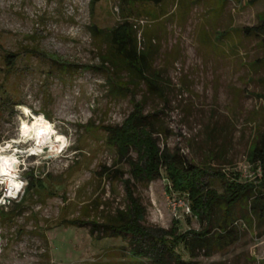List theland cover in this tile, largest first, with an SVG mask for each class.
<instances>
[{
    "label": "rangeland",
    "instance_id": "rangeland-1",
    "mask_svg": "<svg viewBox=\"0 0 264 264\" xmlns=\"http://www.w3.org/2000/svg\"><path fill=\"white\" fill-rule=\"evenodd\" d=\"M263 20L264 0H0V153L15 160L22 182L12 196L0 172V264H152L133 255L126 238L93 231V221L103 224L129 204L124 179L147 226L177 222L184 233L207 225L186 205L174 208L190 201L169 190L165 169L138 180L109 143L105 126L122 124L138 100L158 112L161 148L228 181L257 183L260 166L249 154L264 133V40L243 28ZM125 22L149 53L145 73L156 89L104 63L113 55L109 30ZM6 53H17L13 67ZM37 121L49 127L51 145L27 138ZM208 180L225 192V180ZM235 216L237 240L228 247L192 255L180 243L176 252L195 264H264V217L251 215L247 201ZM210 226L216 231L215 221Z\"/></svg>",
    "mask_w": 264,
    "mask_h": 264
},
{
    "label": "trees",
    "instance_id": "trees-1",
    "mask_svg": "<svg viewBox=\"0 0 264 264\" xmlns=\"http://www.w3.org/2000/svg\"><path fill=\"white\" fill-rule=\"evenodd\" d=\"M129 26V22H125L109 30L110 49L113 55L111 58L106 57L104 63L111 62L117 69L132 71L134 82L142 78L146 80L150 89H156V79L145 73L149 53L141 52L137 34L132 35ZM243 31L247 35L263 37L264 40V20L257 25L244 27ZM16 55L17 53L5 54L8 68L16 63ZM110 79L114 87L128 89L127 82L115 81L111 76ZM4 103L5 98L0 90V107ZM105 129L108 132V141L116 147L120 160L129 159L132 174L136 179L152 181L161 176L162 169H165L171 183L169 190L179 195H187L192 214L200 222L207 223L200 230L190 229L184 233L178 232L177 222H174L170 229L147 226L144 224L145 207L134 195L131 180L124 179L129 204L126 208L119 209L117 215L103 224L93 221V231H104L107 235L126 238L133 255L147 257L152 264H167L171 261L173 264H195L194 261L185 260L176 252L178 244L183 243L192 255H195L198 248L210 251L228 247L237 240L234 226L235 208L243 201L249 203L251 215L264 217V133L254 143L249 154L251 163L260 166L261 170V175L257 176L258 182L255 183L241 182L238 177L228 181L226 173L221 170H209L190 161L180 151L168 147L161 148L157 134H163L164 130L158 112H147L142 100L134 104V110L122 124L105 126ZM131 151L138 154L137 160L130 156ZM212 175L225 180L224 193H219L211 187L208 177ZM33 186L34 181H30L27 188ZM216 210L221 212L217 221L214 216ZM214 221L216 231L212 232L210 225ZM70 223L86 224L80 220H72Z\"/></svg>",
    "mask_w": 264,
    "mask_h": 264
},
{
    "label": "bare ground",
    "instance_id": "bare-ground-1",
    "mask_svg": "<svg viewBox=\"0 0 264 264\" xmlns=\"http://www.w3.org/2000/svg\"><path fill=\"white\" fill-rule=\"evenodd\" d=\"M38 118V117H37ZM36 121V119H35ZM41 122V121H40ZM36 122L33 123L30 129V133L28 134L27 138L32 140H37L39 144H48L51 142L49 141L50 137V129L44 123ZM51 145V143H50ZM54 145V143H53ZM55 145L53 146V148ZM15 164V160H13L10 156L6 154L0 153V172H3L4 175H7L9 178V190L12 196H15L19 190L22 188V182L18 180V175L16 176V172L13 168Z\"/></svg>",
    "mask_w": 264,
    "mask_h": 264
},
{
    "label": "built area",
    "instance_id": "built-area-1",
    "mask_svg": "<svg viewBox=\"0 0 264 264\" xmlns=\"http://www.w3.org/2000/svg\"><path fill=\"white\" fill-rule=\"evenodd\" d=\"M178 205L179 206L180 205H186L187 211L188 212L191 211L189 203H183L182 201L177 202V200H175V202H174V208L176 209Z\"/></svg>",
    "mask_w": 264,
    "mask_h": 264
},
{
    "label": "clouds",
    "instance_id": "clouds-1",
    "mask_svg": "<svg viewBox=\"0 0 264 264\" xmlns=\"http://www.w3.org/2000/svg\"><path fill=\"white\" fill-rule=\"evenodd\" d=\"M3 201H0V203H2Z\"/></svg>",
    "mask_w": 264,
    "mask_h": 264
}]
</instances>
